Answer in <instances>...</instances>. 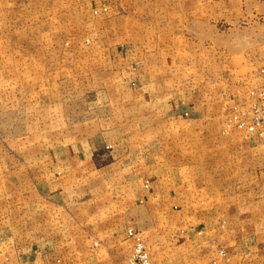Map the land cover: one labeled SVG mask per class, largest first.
<instances>
[{
    "label": "rangeland",
    "instance_id": "rangeland-1",
    "mask_svg": "<svg viewBox=\"0 0 264 264\" xmlns=\"http://www.w3.org/2000/svg\"><path fill=\"white\" fill-rule=\"evenodd\" d=\"M96 1L0 0V232L15 219L18 206L22 213L24 198L31 209L36 171L63 154L71 141L108 123L122 129L113 132L118 140L144 142L142 127L151 120L145 118L149 109L122 88V81L135 78L137 71L129 68L125 53L137 47L140 60L153 65V77H178L183 91L215 94L214 119L192 123L188 116L181 122L166 118L162 138L171 141L173 155L178 142L191 159L196 149L187 144L197 139L192 124L197 125L200 159L208 154L231 156V178L221 164L211 183L221 191L231 190L232 207L214 215L221 225L228 221L235 236L250 235L260 242L226 240L216 244L217 255H264V177L258 183L247 180L240 163L264 151H249L245 144L264 142V0H136L130 5ZM166 49L174 51L178 67L168 64L162 70ZM168 56L171 60L172 51ZM224 93L232 103L226 105V115L218 102ZM81 124L91 130H78ZM211 138L218 143L208 153ZM226 139L232 142L230 149L222 145ZM188 166L195 165L185 158L183 175L191 170ZM200 166L199 176L207 177L202 173L209 165ZM192 172L200 174L195 167ZM183 183L193 186L187 179ZM206 184L200 181L201 187ZM33 230L24 228V233L31 238ZM145 246L152 263L158 264L153 255L159 251ZM131 249L126 264L133 255V240ZM24 263L33 264L30 255ZM0 264H6L1 255Z\"/></svg>",
    "mask_w": 264,
    "mask_h": 264
},
{
    "label": "crops",
    "instance_id": "crops-1",
    "mask_svg": "<svg viewBox=\"0 0 264 264\" xmlns=\"http://www.w3.org/2000/svg\"><path fill=\"white\" fill-rule=\"evenodd\" d=\"M135 1L115 0L113 3L130 5ZM136 48L125 53L129 55L126 58L129 68L137 67L133 73L135 78L126 77L122 88L134 101L149 109L145 118H159V122L145 121L142 144L118 140L113 132L122 129L104 123L91 134L71 141L63 154L39 165L32 187L31 209H27L28 199L24 198L26 206L22 213L18 206L15 219L1 228L0 255L6 264H27L24 260L28 255L33 264H73L76 260L79 264H126L132 248V240L127 236L130 229L141 231L152 251H159V255H153L158 264H206L215 260L216 264H264V255L258 253L233 255L230 251L229 255L223 251V255H217L216 244L240 238L229 228L228 221L226 226L221 225L219 216L214 215L232 207L231 190L221 191L211 183L221 164L224 174L231 178V156L217 158L208 154L218 143L211 138L207 146L212 150L200 159L201 130L196 129L197 125L192 124L197 139L187 144L196 149L191 159L184 154L185 146L178 142L173 155L171 141L162 138L169 123L166 118L181 122V118L188 116L192 123L214 119L217 115L215 94L183 91L181 84H177L178 77H153V65L146 59L140 60L141 53L137 54ZM170 50L166 49L162 70L168 64L178 67L173 50L171 60L168 59ZM111 51L109 49V53ZM140 70L144 73L137 75ZM218 102L224 104L222 110L226 115V105L231 107L232 104L230 96L224 93ZM222 110L218 111V116ZM90 128L87 124L78 126L83 132ZM245 144L249 151L264 147V142L258 141L246 140ZM222 145L230 149L232 142L226 139ZM185 158L195 166H188L191 170L183 175ZM199 163L209 165L202 173L207 177L199 176ZM240 163L245 165L247 180L255 178L257 183L263 182L264 151L249 155ZM194 167L200 174L192 172ZM184 179L193 186L184 185ZM201 180H207V188L200 186ZM28 227L34 229L35 235L31 238L24 233V228ZM239 240L241 244L260 242L250 235Z\"/></svg>",
    "mask_w": 264,
    "mask_h": 264
},
{
    "label": "built area",
    "instance_id": "built-area-1",
    "mask_svg": "<svg viewBox=\"0 0 264 264\" xmlns=\"http://www.w3.org/2000/svg\"><path fill=\"white\" fill-rule=\"evenodd\" d=\"M128 235L133 240V255L129 260V264H153L142 234L139 231L131 230Z\"/></svg>",
    "mask_w": 264,
    "mask_h": 264
}]
</instances>
